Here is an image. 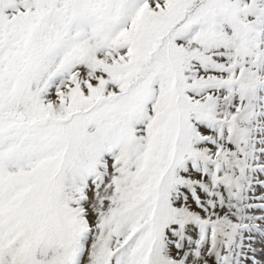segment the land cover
Returning <instances> with one entry per match:
<instances>
[{
    "label": "snow or ice",
    "instance_id": "6c2138e0",
    "mask_svg": "<svg viewBox=\"0 0 264 264\" xmlns=\"http://www.w3.org/2000/svg\"><path fill=\"white\" fill-rule=\"evenodd\" d=\"M0 264H264V0H0Z\"/></svg>",
    "mask_w": 264,
    "mask_h": 264
}]
</instances>
